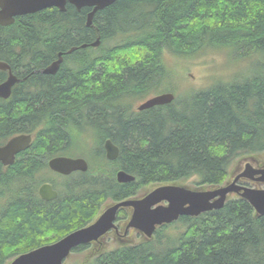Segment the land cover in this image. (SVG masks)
Listing matches in <instances>:
<instances>
[{
    "label": "trees",
    "instance_id": "1",
    "mask_svg": "<svg viewBox=\"0 0 264 264\" xmlns=\"http://www.w3.org/2000/svg\"><path fill=\"white\" fill-rule=\"evenodd\" d=\"M90 10L48 7L0 25V61L19 79L0 97V145L32 136L11 164L0 163V264L89 224L108 200L190 178L218 186L235 159L264 155V0H115L87 25ZM211 52L232 71L176 94L179 70ZM58 53L56 72L42 73ZM7 75L0 70V83ZM164 91L172 102L132 107ZM106 139L118 147L111 162L102 156ZM87 140L98 167L69 175L48 168L49 158ZM118 169L134 179L117 182ZM43 182L56 198H40ZM129 214L121 208L116 222ZM83 264H264V215L236 197Z\"/></svg>",
    "mask_w": 264,
    "mask_h": 264
},
{
    "label": "water",
    "instance_id": "2",
    "mask_svg": "<svg viewBox=\"0 0 264 264\" xmlns=\"http://www.w3.org/2000/svg\"><path fill=\"white\" fill-rule=\"evenodd\" d=\"M114 1L0 0V25H9L17 16L35 13L48 7H56L60 11H65L66 4L73 5L77 10L83 7L90 8L86 22L87 25H90L94 13ZM97 45H99L98 38L90 44L93 47H97ZM82 47H85V45H82ZM61 61L62 55L58 53V58L40 71L46 74H54ZM0 70L8 71L7 78L0 83V97L6 99L10 95L11 87L19 79L11 72L9 65L5 62L0 61ZM174 98L173 92H162L141 102L137 109L144 110L153 106L168 104ZM30 141V134H18L0 145L1 164L4 166L11 164L15 154L26 149ZM103 148L107 160L113 161L116 159L118 147L110 139L104 141ZM242 161H245L244 169L238 173L232 182L208 189H192L177 183L157 185L141 197L110 203L88 225L69 232L55 242L23 252L15 256L8 264H65L64 260L73 248L96 242L109 230H118L115 224L116 215L119 209L125 207L131 209V214L124 226V234L129 228H135L142 232L146 238L152 236L156 226L171 223L180 216H197L203 212L222 207L230 193L246 200L254 209L256 215H264V188L236 183L239 178H245L264 184V166L260 168L253 167L251 163L255 161L253 157H245ZM48 167L59 174L68 175L74 171L85 172L88 169V163L82 157L54 156L49 159ZM115 178L120 183L134 179L131 174L123 169H119L115 173ZM38 194L43 200L49 201L56 198L57 191L52 188L50 183L44 182L39 186Z\"/></svg>",
    "mask_w": 264,
    "mask_h": 264
},
{
    "label": "rangeland",
    "instance_id": "3",
    "mask_svg": "<svg viewBox=\"0 0 264 264\" xmlns=\"http://www.w3.org/2000/svg\"><path fill=\"white\" fill-rule=\"evenodd\" d=\"M244 70H245V68L243 67L238 72L244 71ZM231 71H232L231 65L226 62L225 57H224L222 52L208 53L201 58L195 59L194 61L187 62L186 65L179 70L178 76H180V78H179V80H176L177 86H178V89L176 90V94H177V92L181 93V90L187 88L188 86L193 87V88H200V87L204 86L205 84H207V82L210 80L209 79L210 77L222 75V74H225V73H228ZM164 92H167V91H164ZM182 92H184V91H182ZM154 94L155 93L151 94L150 96H152ZM150 96H147L145 98H149ZM145 98L139 99V100H134L131 103L132 107L136 111H141V110L137 109V106L139 103L144 101ZM86 135H89L88 131H86ZM90 144H92V141L87 140L86 144L81 143L79 145V147L75 146L69 153H65V154L66 155L68 154L67 156H71V157H82V156H84V158L86 157L85 159L87 161H89V160L91 161V163H89L90 161L88 162V164H90V168L91 167L96 168V167H98V161L97 160L94 161V164H93L94 167H93V165H92L93 160L90 157ZM102 156L105 157L104 151H103ZM256 157L258 160H261L264 162V155H258ZM240 159L241 158H237L231 163L229 170H228V176L225 178L224 182L221 185L228 182L229 175L232 172H234V170L238 167V165H239L238 161ZM99 161H101V160L99 159ZM108 161L111 162L110 160H108ZM113 166L114 165L112 163H108V165H107L108 168L109 167L113 168ZM194 181H195L194 178H190L186 181L178 182L177 184H183V185H186L192 189H194V188L208 189V188L215 187V186L209 187V186H204V185H196L194 183ZM154 186H156V185L142 186L139 189L138 193L132 197H140L144 193H146L148 190L153 188ZM260 187L264 188V185H261ZM229 199H234V198L231 197ZM113 202L114 201H109V200L106 201L102 205V207H101V209L97 215H99V213L107 205H109L110 203H113ZM125 222L123 221V219H121L119 222H117V225L120 227L118 234H116L113 230H109L107 232V234H105L98 241L92 242L91 244H89V246L85 250H82L80 252H70V254L65 258L64 263L65 264H83L84 262H87L89 259H91L93 256H95L97 253H99L101 251L113 249L117 245H121V244H137L141 241H144V237L142 239L140 235L136 234L135 232L133 233V231L131 232V234L126 235L125 238H123V237L121 238L120 235L124 231ZM140 233L143 234L142 232H140Z\"/></svg>",
    "mask_w": 264,
    "mask_h": 264
},
{
    "label": "flooded vegetation",
    "instance_id": "4",
    "mask_svg": "<svg viewBox=\"0 0 264 264\" xmlns=\"http://www.w3.org/2000/svg\"><path fill=\"white\" fill-rule=\"evenodd\" d=\"M8 72V71H7ZM2 145V144H1ZM30 145V144H29ZM28 148V147H27ZM26 148V149H27ZM25 150V149H24ZM24 150H21L20 152H22V151H24ZM20 152H18L17 154H19ZM17 154H15V157L17 156ZM255 159V161L254 162H251L252 163V165H253V167H255V168H260L261 166H264V162L263 161H261V160H258V159H256V158H254ZM238 167L234 170V172H232L230 175H229V178H228V182H232L233 180H234V178L238 175V173L239 172H241L243 169H244V164H245V161H242V159L241 160H239L238 161ZM236 183L237 184H240V185H246V186H254V187H260L261 185H264V184H262V183H257V182H253V181H251V180H248V179H245V178H239L237 181H236ZM236 198L237 196L235 195V194H233V193H231V194H229L228 195V199L229 198ZM128 209V211H129V213L131 214V209L130 208H127ZM130 214H129V217H130ZM164 225V224H163ZM166 225V224H165ZM160 227V226H159ZM159 227H157L156 229H155V231L153 232V234H152V238L154 237V235H155V232L157 231V229L159 228ZM120 228V227H119ZM133 231V233L135 232L136 234H138V235H140L141 236V238L143 239V237H144V241H147V240H149V239H152V238H146V236L144 235V234H141L140 233V231L139 230H137V229H134V228H129L127 231H126V233L124 234V231L122 232V234H121V236L123 237V238H125V236L126 235H128V234H131V232ZM117 232H119V231H115V233L117 234ZM140 233V234H139ZM121 237V238H122Z\"/></svg>",
    "mask_w": 264,
    "mask_h": 264
}]
</instances>
